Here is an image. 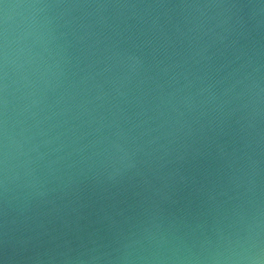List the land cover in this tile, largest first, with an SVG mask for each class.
<instances>
[{"label":"water","instance_id":"obj_1","mask_svg":"<svg viewBox=\"0 0 264 264\" xmlns=\"http://www.w3.org/2000/svg\"><path fill=\"white\" fill-rule=\"evenodd\" d=\"M264 259V0H0V264Z\"/></svg>","mask_w":264,"mask_h":264},{"label":"clouds","instance_id":"obj_2","mask_svg":"<svg viewBox=\"0 0 264 264\" xmlns=\"http://www.w3.org/2000/svg\"><path fill=\"white\" fill-rule=\"evenodd\" d=\"M226 260H231L233 264H264V259H261L259 252L250 253H233L231 257H224Z\"/></svg>","mask_w":264,"mask_h":264}]
</instances>
